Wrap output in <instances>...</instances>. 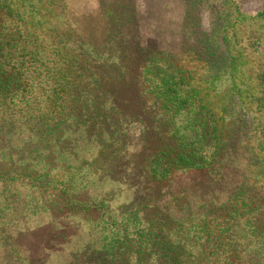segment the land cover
<instances>
[{"label":"trees","instance_id":"trees-1","mask_svg":"<svg viewBox=\"0 0 264 264\" xmlns=\"http://www.w3.org/2000/svg\"><path fill=\"white\" fill-rule=\"evenodd\" d=\"M27 3L0 0V264H11L15 247L6 226L23 220L26 207L39 211L57 184L49 180L55 164L78 148L93 175L106 154H147V187L164 183L168 192L174 180L182 189L199 188L201 178L218 182L238 162L254 173L249 154L236 152L224 132L230 109L216 118L183 72L160 58L112 67L69 19L59 20L54 2ZM187 171L199 176L180 181ZM246 191L240 184L223 202L200 199L195 211L186 198L172 197L168 213L160 198L130 202L114 220L105 213L102 243L64 264H250L252 256L264 264V207Z\"/></svg>","mask_w":264,"mask_h":264},{"label":"rangeland","instance_id":"rangeland-1","mask_svg":"<svg viewBox=\"0 0 264 264\" xmlns=\"http://www.w3.org/2000/svg\"><path fill=\"white\" fill-rule=\"evenodd\" d=\"M21 1L30 2L27 7L54 2L59 20L69 19L76 34L94 44L112 67L139 66L149 58L168 61L210 102L216 118L221 108L230 109L223 124L229 145L249 154L256 169L250 173L234 163L221 171L218 182L201 178L199 188L182 189L174 180L168 192L164 183L147 187L150 176L142 174L147 154L129 149L106 154L102 172L93 175L86 164L91 158L78 148L77 155L55 164L49 180L57 184L43 194L39 211L26 207L21 224L11 219L6 226L16 247H10L11 264L23 258L29 264H64L84 247L100 244L105 213L114 220L117 208L130 202L160 198L168 213L172 197L186 198L195 211L200 199L223 202L243 184L252 202L264 207V0H1ZM178 176L195 181L199 174ZM18 193L24 198L23 190ZM251 259L250 264L262 263Z\"/></svg>","mask_w":264,"mask_h":264}]
</instances>
